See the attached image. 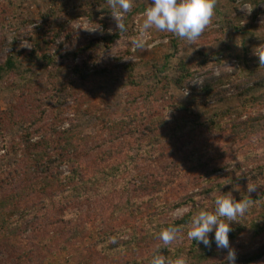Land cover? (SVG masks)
<instances>
[{"label":"rangeland","instance_id":"obj_1","mask_svg":"<svg viewBox=\"0 0 264 264\" xmlns=\"http://www.w3.org/2000/svg\"><path fill=\"white\" fill-rule=\"evenodd\" d=\"M55 1L0 0V65L12 53L22 68L0 81V112L19 101V90H30L24 114H36L29 147L19 143L10 153L3 148L5 137L9 143L23 137L21 123L0 132V194L19 195V205L28 212L13 245L0 234V264H18L20 253L30 256L23 264H141L135 261L141 255L150 264L154 255L171 260L158 251L163 247L183 249L187 264H225L228 250L217 249L215 242L207 252L190 248L184 228L164 246L158 228L212 210L215 197L228 192L236 200L253 201L240 221L231 222L237 233L229 237L236 264H246L242 258L254 253L261 256L252 264H264V125L249 122L264 116V85H253L255 77H264L258 55L264 53V0H217L212 23L195 44L153 28L146 39L154 46L135 52L130 40L151 0H133L124 20L127 31L112 47L100 42L105 32H119L108 0L87 11L76 6L62 43L46 46L34 30L44 24L43 15ZM29 34L33 41L21 39ZM34 43L53 54L55 63L25 59L23 53ZM181 60L191 61L194 75L182 88L175 83ZM86 61L89 67L82 65ZM79 64L85 77L74 69ZM129 64L137 84L161 79V99L147 101L130 85ZM205 81H215L212 96L193 92ZM194 116L201 124L191 131ZM154 117L170 123L179 136L168 139L150 130L148 119ZM61 153L64 162L58 159ZM42 156L53 170L47 169V177L36 170L27 177L26 168ZM126 160L122 175L109 174ZM145 176L165 180L164 191L146 192ZM248 184L257 185L251 193ZM210 188L214 191L206 194ZM255 224L262 227L258 232ZM134 229L136 246L114 253L105 248L107 230L129 241ZM147 233L151 237L143 240ZM209 235L214 238V231Z\"/></svg>","mask_w":264,"mask_h":264},{"label":"trees","instance_id":"obj_2","mask_svg":"<svg viewBox=\"0 0 264 264\" xmlns=\"http://www.w3.org/2000/svg\"><path fill=\"white\" fill-rule=\"evenodd\" d=\"M107 0H56L54 4L49 8V10L43 15V21L44 24L37 26L34 30L36 34L42 35V40L48 47H52L53 45L56 44H61L62 42L58 41L62 38L63 34L67 30V27L70 23V19L72 17L70 11L75 9L76 6L80 8H84L86 11L90 10V8L94 5H100L104 3ZM108 29V28H107ZM21 35V34H19ZM120 38V32H105L101 38V41L106 47H112L113 44L115 43L116 40ZM21 39L24 40H29L33 41V34H29L28 36H21ZM61 47V46H60ZM90 46H86L88 49ZM84 48L83 50L79 49L78 54L82 53L83 51L86 50ZM77 54V55H78ZM24 58L27 59L28 61H34L35 59L37 60H44L45 62H50V63H55V59L53 54L49 52H43L42 49L40 48L39 45L34 43L33 48L26 53H23ZM202 61L203 64H206L207 61V56L202 53ZM216 59L220 62L218 57ZM255 59V57L253 58ZM258 59V58H257ZM255 59V61L257 60ZM90 61V59H89ZM86 61L83 62V64H86L87 67H89L90 62ZM257 62V61H256ZM259 64V62H258ZM257 65V64H255ZM259 66V65H257ZM192 63L191 61H186V60H181L180 63L177 65V71L178 75L175 79V83L179 87H184L187 82L191 79H193L194 75L192 73ZM83 66L76 65L74 69L76 70V73H79L82 75V77H85L83 73ZM133 66L132 64L126 65V69L129 73V81L130 85L137 87L139 92L141 91L143 94H145L147 101L151 100V102H156L158 99H161V97L158 95L159 90L165 91V89L159 87V83H162L160 78H157L156 82L153 83L152 85L146 84L144 86L141 85V83L137 84L136 80L134 79L133 75ZM22 72V68L20 63L18 62L17 57L14 54H9L3 64L0 65V81L6 76L7 74H20ZM161 71L160 69L155 71V76L160 75ZM215 81H205L199 88L193 87V92L200 91L201 95H204V97H209L212 96L213 93L215 92V86H214ZM254 87L256 86H263L264 85V77L261 78V80H258L257 77L254 79ZM141 87V88H140ZM143 88V89H142ZM253 89V88H252ZM21 91L18 94L19 101L12 104L11 108L8 109V111L5 112H0V132H7L11 128H14L15 124L21 123L22 127V136H19L18 138H13L12 142H8V137H5V140L7 142H4L3 148L7 151H13L12 148L14 145L20 144H25L26 147H29L31 144V136L28 134L29 129L35 125L36 119L34 117L36 114L33 115H27L24 114L26 110V106H29L28 104H25V102H29L32 100V96L30 97V90H19ZM38 93V92H36ZM196 94V93H195ZM164 95V94H160ZM30 97V99H29ZM158 98V99H157ZM246 102H248V106L251 107L253 104H255L254 99H249ZM139 103V102H138ZM180 107V106H179ZM188 109V108H186ZM184 108V110H186ZM183 110V109H182ZM191 111V110H190ZM192 112V111H191ZM8 115H7V114ZM192 114V113H191ZM215 119L218 117L217 115H214ZM214 119V118H213ZM149 124L151 125L149 127L150 130L153 131H159L161 132L160 134H167V136L170 138L178 137V131L173 129L170 126V123L164 122V120L160 119V117H154L152 119H148ZM214 121V120H213ZM250 123L254 124H260L264 125V116L259 115L255 117V119H252L249 121ZM199 118L198 116H194L193 122L190 123L191 125V131L194 130L197 125L199 124ZM204 123V122H202ZM214 125L219 126V121L216 119ZM247 121L245 122V124ZM201 124V123H200ZM243 123H239L238 125H242ZM187 125V124H185ZM237 128V127H235ZM188 131H183L182 133H187ZM64 134L69 133V130L64 131ZM27 136V137H26ZM12 144V145H11ZM19 144V145H20ZM59 144H61L59 142ZM12 147V148H11ZM41 149L37 151V155L40 154ZM65 154L61 153L59 161L64 162L65 160L63 159ZM35 165L33 167H27L26 168V176L29 177L33 172V170H36V172H40V174H45L47 177L48 170H53L52 166L48 168V166H45L44 162V156H42V161L40 158L35 157ZM129 160V159H128ZM129 161H125L123 164H118L110 169L109 174L114 175L117 173V175H122L126 171V165L128 164ZM53 165V164H52ZM46 167V168H45ZM48 169V170H47ZM47 170V171H46ZM73 178V176H72ZM165 180H155L151 179L150 176H145L142 180V187H145L146 192H150L152 194H160L162 193L163 187L165 186ZM167 183V182H166ZM66 191H72L71 190H66ZM214 191L213 188H210L206 191V194H211ZM166 201V200H165ZM175 206H171V208H174ZM168 208V203L166 206H164V210L167 211ZM28 212H26L27 214ZM26 214L22 207L19 205V195L17 194H10L9 197L3 196L0 194V234H2L6 240H9L8 243L13 245L14 239L18 238L19 235H21V229L22 226L24 225V221L26 220ZM157 215V214H156ZM188 217H192V215H187L185 218H181L178 220H174L172 222H169L168 224L164 226H159V234L161 232V229L167 228L168 226H174L178 229V231H182L184 228H187L188 225ZM257 227V228H256ZM260 226L258 224H255V232H258ZM262 227H260L261 229ZM239 229H242L240 226ZM126 231H130V229L126 228ZM115 234V232L112 230H107L106 234L103 236V242L105 248L108 249L110 253L118 252L121 249H127L130 248L132 245H137L135 242L136 237H137V230H133V235L131 236V239L129 241H120L119 235H112ZM237 233H235L234 230H232L229 233V237H234L236 236ZM151 236L147 233L142 239L147 240ZM138 238V237H137ZM2 240L0 236V241ZM113 240H115V243H113ZM198 246H201L206 252L208 251V247H205L202 243H196L194 241L191 242L190 248H196ZM163 255H168L171 260L174 262L177 258L183 257L184 250L179 248L177 251H173L169 247H163L160 250ZM190 251V249H189ZM188 251V253H190ZM186 254V251H185ZM27 256L26 261L30 256L24 255L20 253L19 258H18V264H23L25 261V258ZM211 256V254H210ZM261 256L260 253H254V254H247L245 255L242 260L246 264H252L254 261H257L259 257ZM145 256H140V258L135 259L136 263L139 262L141 264H146L144 261ZM201 261H205L203 258Z\"/></svg>","mask_w":264,"mask_h":264},{"label":"clouds","instance_id":"obj_3","mask_svg":"<svg viewBox=\"0 0 264 264\" xmlns=\"http://www.w3.org/2000/svg\"><path fill=\"white\" fill-rule=\"evenodd\" d=\"M108 2L119 32H126L127 25L124 20L134 6L133 0H108ZM216 4L217 0H151L150 6L143 12L142 23L138 24V34L130 40L131 51L154 46L148 44L146 39L149 30L153 28L162 33H171L188 44H195L212 23ZM258 55L260 64H264V53ZM256 186L248 184L247 192L251 193ZM252 206L251 199L236 200L231 192L218 195L214 199L212 210L202 209L190 218L187 238L202 243L208 248H211L215 242L217 249L228 250L225 264H236V252L229 240V233L233 230L231 222L240 221L238 218L244 217ZM213 231L214 238H210L209 234ZM177 233L176 227L168 226L161 230L159 239L164 246H168L177 238ZM150 264H187V261L180 257L173 262L161 255H154Z\"/></svg>","mask_w":264,"mask_h":264},{"label":"built area","instance_id":"obj_4","mask_svg":"<svg viewBox=\"0 0 264 264\" xmlns=\"http://www.w3.org/2000/svg\"><path fill=\"white\" fill-rule=\"evenodd\" d=\"M251 6H247L248 9H250Z\"/></svg>","mask_w":264,"mask_h":264}]
</instances>
